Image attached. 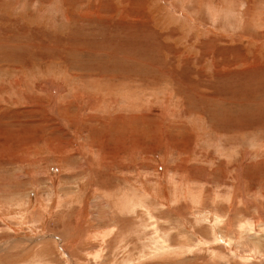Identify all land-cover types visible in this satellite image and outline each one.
I'll use <instances>...</instances> for the list:
<instances>
[{"label": "rangeland", "instance_id": "obj_1", "mask_svg": "<svg viewBox=\"0 0 264 264\" xmlns=\"http://www.w3.org/2000/svg\"><path fill=\"white\" fill-rule=\"evenodd\" d=\"M0 264H264V0H0Z\"/></svg>", "mask_w": 264, "mask_h": 264}]
</instances>
